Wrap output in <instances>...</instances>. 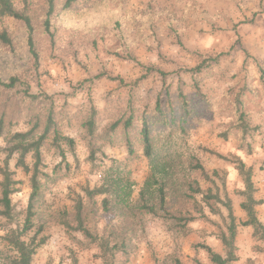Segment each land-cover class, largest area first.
Instances as JSON below:
<instances>
[{
  "label": "rangeland",
  "instance_id": "1",
  "mask_svg": "<svg viewBox=\"0 0 264 264\" xmlns=\"http://www.w3.org/2000/svg\"><path fill=\"white\" fill-rule=\"evenodd\" d=\"M64 2L59 0L58 6ZM13 3L17 9L26 8L31 17L37 59L27 46L24 25L9 18L0 20V32L6 31L12 41L11 48L0 42V80L18 81L13 93L8 94L11 99L8 110L14 122L17 121L11 131H24L27 118L38 111V107L28 109L27 100L22 99L21 95L28 90L30 94L53 99L55 110L63 116L60 123L63 134L75 141L74 154L66 153V163L44 151L45 170L51 178L43 183L41 199L36 205L35 227L28 235L31 237L42 228L37 235L33 264H72L74 258L77 264H102L98 247L89 245L80 233L66 231L59 215L63 211L72 212L74 194H82L81 188H93L100 183L99 175L90 173L80 127L82 118L90 107H95L101 112L97 124L104 127L110 123L108 95L125 94L115 82L105 79L90 82L91 77L107 72L129 83L145 76L136 63L114 55L121 50L130 53L138 64L155 65L166 74L164 78L158 74L147 76L131 94L138 112L148 108L150 113L157 98H161L162 108L166 107L167 99L176 107L178 92L182 91L194 107V116L184 132L175 128L153 129L156 155L153 165H149L136 144L135 157H129L121 141L104 145L96 155L101 170L111 159L125 161L135 206L150 175L163 179L168 213L152 217L134 209L123 219L116 218L108 224L109 218L97 210L96 215L88 217L87 226L106 235L115 226L119 236L122 233L130 239L127 259L118 256L123 261L121 264H195L196 261L209 264L205 251L197 246L208 245L223 255L217 236L225 228L224 220L205 210L211 223L198 220L181 229L172 217L185 211L196 215L187 196L189 187L198 186L202 191L213 192L218 187L222 198L225 192L237 222L244 220L239 207L243 198L238 194L243 184L235 169L236 158L246 168H252L254 197L261 202L256 213L264 224V74L259 72V67L264 70V0H76L69 11L57 14L52 20L53 41L42 28L45 0H13ZM97 4L107 5L106 11L113 14L103 25H97L98 17L92 14ZM77 15L81 17L79 21ZM63 24L73 27L65 29ZM208 58L217 60L192 78L187 70ZM247 77L257 97L250 100L246 111L250 129L242 134L233 125L236 120L231 101ZM80 82H84V88L78 87ZM2 102L0 94V106ZM6 145V139L0 138V165ZM195 162L203 167L209 181L194 170ZM15 163L16 156L9 161V168L21 184L19 192L12 196V221L0 219V237L7 230L21 226L31 192L28 176ZM58 164L61 168L52 172ZM195 198L201 200L199 195ZM219 209L226 217L225 208L219 206ZM235 244L238 256L235 264H248V259L262 256L255 250L263 244L252 237L251 228L239 227ZM0 248L5 253L9 251L2 241Z\"/></svg>",
  "mask_w": 264,
  "mask_h": 264
},
{
  "label": "trees",
  "instance_id": "2",
  "mask_svg": "<svg viewBox=\"0 0 264 264\" xmlns=\"http://www.w3.org/2000/svg\"><path fill=\"white\" fill-rule=\"evenodd\" d=\"M58 1L45 0L46 6L42 28L44 33L49 36L50 41H53L52 20L57 14L69 11L76 2V0H65L62 6H58ZM5 18L24 25L28 34L27 46L36 60L37 54L33 44L34 31L27 9L24 7L17 9L13 0H0V20ZM123 41L122 38V48L124 46ZM0 42L5 47H12L11 38L6 31L0 32ZM114 55L119 59L136 63L144 71L145 76L129 83L107 72H101L91 77L90 82H98L102 79L115 82L118 89L122 90V94H125L121 96V93L115 92L108 95L106 103L111 105L110 123L104 127L100 128L97 124L101 112L95 107H90L84 118H82L80 127L83 130L84 136L82 139L88 151L87 162L90 165V173L99 175L100 183L93 188H81L82 194H74L72 212L69 214L63 211L59 215L60 224L66 231L78 232L89 245L93 244L98 247V258H100L102 264H121L123 261L118 259L119 255L127 259L130 251V239L122 233L119 236L118 228L115 226H111L112 228H110L107 235L99 234L92 230L90 226H87L90 225L88 222L89 216H94L97 214V210H101L103 215L109 218L108 224H110L116 218L123 219L134 209L141 215L152 217L158 216V213L166 215L168 211L166 210L167 194L163 179L150 175L139 192L138 204L135 206L131 201L133 184L130 173L126 170L125 161L111 159L110 163L101 170V165L96 162V155L101 152L104 145L121 141L120 145L126 148L129 157H135L134 145L136 144L141 149L142 155L149 165H153L156 158L153 129L167 128L170 131L175 128L180 132H184L194 116V107L182 91L178 92V106L176 107L167 99L165 101L166 107L162 108L161 98H157L150 113L147 111L148 108H145L142 113L138 112L131 94L139 88L141 82L147 76L158 74L164 78L166 74L158 71L155 65L138 64L130 53L123 50L115 52ZM216 60L217 58L204 59L200 65L187 71L194 78V76H198L208 69ZM259 72L261 75L264 74L261 67H259ZM17 83L18 81L15 78H10L7 82L0 80V94L3 96V102L0 106V138L6 139L7 144L3 149L5 158L3 164L0 165V219L11 222L14 217L12 196L19 192L21 184L19 180H16L15 173L9 168V161L14 156H16L15 167L21 169L28 176L31 192L21 226L7 230L5 235L0 237V241L5 243L9 250L5 253L0 248V264H33V257L38 247L36 239L42 228L39 227L33 236L28 237V235L35 227V217L38 214L36 205L41 199L43 183L51 178L45 170L44 151L56 155L62 162L66 163V153L72 155L75 150V141L62 132L60 123L63 116L61 112L55 110L53 99L47 95H33L28 90L24 91L21 96L22 99L27 100L28 109L38 107V111L27 118V128L24 131H11V126L16 124L17 121L14 122L11 112L8 110V104L11 102L8 94L13 93ZM83 83H78V87L84 88ZM256 97L255 89L250 78L247 77L245 84L231 101V109L236 120L233 125L240 129L242 134L250 129L246 111L250 100L255 101ZM27 158H30L29 163ZM234 164H236L235 169L243 184V189L238 194L243 198L239 207L245 215L244 220L237 222L232 203L225 192L224 198H222L218 187L215 188L216 192H213L211 189L202 191L198 186L189 187L190 193L187 196V200L191 203L193 212L196 215L194 216L192 212L185 211L172 217L174 224L181 229L186 227L187 224L198 220L210 222L211 220L205 210L210 215H216L224 220L225 228L217 236L224 249L223 255L216 253L208 245L198 244L197 246L205 251L209 264H233L238 261L235 242L239 227L252 229V237L263 244V247H258L255 251L264 253V225L259 221L256 214V207L261 202L254 197L256 189L252 181V168H246L244 163L237 158L234 160ZM58 168H61V165L55 166L52 172H55ZM194 170L199 171L205 180H210L200 163L195 162ZM213 175H217V173L213 172ZM217 177L220 179L219 175ZM155 186L156 188H154ZM222 188L225 191L224 182H222ZM197 195L201 197L200 201L196 200L195 196ZM97 199H99V204H97ZM219 206L225 208L226 217L222 215ZM138 225H142V222ZM247 263L253 264V261L248 259ZM72 264H77L75 258ZM195 264L201 263L196 261Z\"/></svg>",
  "mask_w": 264,
  "mask_h": 264
},
{
  "label": "clouds",
  "instance_id": "3",
  "mask_svg": "<svg viewBox=\"0 0 264 264\" xmlns=\"http://www.w3.org/2000/svg\"><path fill=\"white\" fill-rule=\"evenodd\" d=\"M107 5L97 4L93 6L92 14L97 16L98 19L96 21L97 25H103L109 22V18L113 15L111 12L106 11ZM81 19L80 15L76 16V20L79 21ZM65 29H71L73 27L72 24H63Z\"/></svg>",
  "mask_w": 264,
  "mask_h": 264
},
{
  "label": "crops",
  "instance_id": "4",
  "mask_svg": "<svg viewBox=\"0 0 264 264\" xmlns=\"http://www.w3.org/2000/svg\"><path fill=\"white\" fill-rule=\"evenodd\" d=\"M257 214V213H256ZM258 218V217H257ZM259 219V218H258ZM260 221V220H259ZM261 222V221H260ZM262 223V222H261ZM263 224V223H262ZM264 225V224H263ZM249 228V227H248ZM251 231H252V229H251ZM236 239H237V236H236ZM259 253V252H258ZM262 256H260L259 255V257L260 258H252V260L254 261V263L253 264H258V263H260V262H262V264H264V253H262L261 254ZM236 263V262H235ZM235 263H233V264H235Z\"/></svg>",
  "mask_w": 264,
  "mask_h": 264
}]
</instances>
